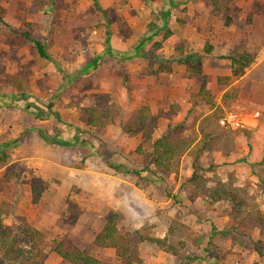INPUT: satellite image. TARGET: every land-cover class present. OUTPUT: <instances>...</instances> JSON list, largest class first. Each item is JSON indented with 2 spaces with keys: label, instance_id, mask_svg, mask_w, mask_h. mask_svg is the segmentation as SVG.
I'll use <instances>...</instances> for the list:
<instances>
[{
  "label": "rangeland",
  "instance_id": "1",
  "mask_svg": "<svg viewBox=\"0 0 264 264\" xmlns=\"http://www.w3.org/2000/svg\"><path fill=\"white\" fill-rule=\"evenodd\" d=\"M93 2L54 0L49 7L47 0L42 6L37 0H0V204L10 210L5 222L24 217L39 231L45 264L60 262L50 250L62 238L109 264H123L114 249L94 245L111 213L119 214L120 241H136L139 262L133 264H179L187 256L198 258L192 264H264V0H233L227 14L213 12L208 0H97L105 12L97 15ZM23 20L34 24L31 35L44 43L49 60L20 35L29 29ZM161 27L171 35L165 38ZM205 42L212 46L209 55ZM233 48L254 51L256 61L225 82L230 64L220 56ZM187 54L202 58L201 75H190L179 62ZM158 56L171 73L155 72ZM95 57L98 66L91 69ZM203 75L211 105L198 96ZM8 80L19 84L23 100ZM99 104L116 111L114 124L102 130L87 126L83 112ZM236 106L258 111V121L249 129L221 131L200 159L203 168L212 167L200 174L209 185L224 183L237 206L231 198L210 203L206 190L186 182L192 173L186 153L173 172L149 166L140 177L103 160L128 171L146 167L135 152L141 135L122 129L139 108L152 114L154 137L178 133L193 146L208 131L206 118L216 121ZM37 110L42 117H34ZM39 125L48 139L38 136ZM31 184L42 191L37 205L31 204ZM139 236L144 240L138 242ZM164 237L178 256L151 242Z\"/></svg>",
  "mask_w": 264,
  "mask_h": 264
},
{
  "label": "trees",
  "instance_id": "2",
  "mask_svg": "<svg viewBox=\"0 0 264 264\" xmlns=\"http://www.w3.org/2000/svg\"><path fill=\"white\" fill-rule=\"evenodd\" d=\"M44 1L45 0H37L39 6H42L44 4ZM47 1L50 2L49 7L54 3V0ZM208 1L212 6L213 12L227 14L231 11L230 2L233 0ZM93 5L97 15L105 14L104 10L100 8L97 0H94ZM2 13L3 9L0 7V23L3 22ZM230 22V17L226 16L225 25H229ZM23 24L29 27V29L21 32L20 35H23L25 40L33 45L35 52L40 58L49 60L50 57L46 52L44 43L40 42L37 39H34L31 35V29L33 28L34 24L25 22L24 20ZM160 31L165 32V38L171 35V32L166 28L161 27L159 28V32ZM155 35H157V32L151 34V37ZM155 45L157 46L156 50L161 47L160 43H155ZM203 49L204 53L209 55L212 50V46L208 44V42H205ZM181 54L182 53H180V55ZM152 57H154V55ZM220 57L228 60L230 63V75L221 78L225 82H228L232 79L242 76L244 70L254 62L255 53L250 52L249 50H244L242 52L238 50H230L227 54L221 55ZM159 58L155 59V63L158 67L155 72L171 73L172 69L170 64L164 62V59ZM179 58V62L185 65L186 71L190 75L198 76L202 74V58L200 56L196 54H187L185 56H179ZM95 60L97 61L95 62ZM97 66L98 57H95L90 62L89 67L91 69H94V67ZM8 82L11 84L12 88H14L19 94L20 100H23L25 98L24 93L17 91L20 88L19 84H17L14 80H8ZM198 96L202 98L204 103H206L207 105H211V102L208 98L209 90L206 87L205 75L202 76V83L198 92ZM49 107L51 108V105H49ZM99 107L100 108L97 109L84 108L83 112L86 111L85 123L87 126L102 130L108 125L114 124V115L116 111H114L111 107H106L104 104H99ZM26 109H30V106L28 105ZM42 113V110H37V114H35L34 117L40 118L42 117ZM51 113L53 114V112ZM54 114L58 116V113ZM151 115L152 114L147 107L139 108L134 112V117H130L122 128L125 134H127L128 136L134 137L139 134L141 135V142L135 148V152L143 156V161L147 164L146 167L142 168L139 171H128L126 169L122 170V165L120 166V164H112L108 162L106 158H103L105 163H107V165L115 171L121 172L123 174L133 173V175L140 177L143 172L151 171L149 166H152L154 170L157 171L167 173L173 172V169L177 164V158L186 153L191 158L190 164L192 168V173L188 177L186 182L195 185V187L197 189H201V191L206 190L203 193V196L204 198H207L208 202L210 203L214 204L220 201H229V198H231V202L235 203V205L237 206L239 201H236L235 196L229 194L228 190H225L226 188L223 189L225 187L224 183L216 182V184H214L213 186L209 185V181L211 180L200 174L201 172H205V170L209 171L212 167L211 165H208L207 168H203L200 160L201 156L212 145L211 141L216 139L218 135H221V131L225 132L227 130L222 128L218 124L219 118H217L216 121L212 120L211 118L205 119V125L208 131L202 132L201 139L192 146L191 141H189L188 138L183 137L178 133L173 134L171 132H168L167 134L161 135L159 137H154L152 134V131L154 129L153 117ZM57 119L59 118L57 117ZM36 130L39 137L41 136L43 139H48V137L44 135L45 131L42 126H37ZM22 133L23 132H21L19 136ZM210 133L213 134L215 138L209 137ZM19 136H17L16 138H18ZM75 138L77 139V137ZM79 138L77 140L81 142ZM230 138L229 140L233 142L232 138ZM48 141L54 144L68 146V144L56 140L55 138H50ZM72 143H75V141H73ZM4 157L5 156H1L0 159L3 160ZM41 193L42 191L40 186L31 184V204L37 205L40 202ZM9 216L10 210L8 208V205L0 204V264H45L47 255L43 253L42 248L40 247L39 231L32 227L24 217H18V223L16 224H7L5 221L9 218ZM118 219L119 214L117 213H111L105 219L103 228L94 238V245L102 249H114L116 256L123 264L137 263L139 262V258H137L138 251L136 247V241L132 239H124L125 241H120V236L118 234L117 228ZM260 221L262 220L259 216V218L257 219L258 225H260ZM254 227H256V224ZM212 229L213 233L214 231H218L216 227H213ZM143 238V236H139L137 238L138 242L143 241ZM151 242L157 245L159 248L163 249V251L165 250L172 255L178 256L177 249L173 246V244L168 243L167 237H164L162 239L151 238ZM204 247L206 248V245ZM50 251L60 258V262L58 264H109L93 255L91 252H89V250L81 249L77 245H74L68 238H62L59 241H54ZM259 256L263 258L262 254H260ZM181 259L182 260L179 261V264H192L198 258L187 256Z\"/></svg>",
  "mask_w": 264,
  "mask_h": 264
},
{
  "label": "built area",
  "instance_id": "3",
  "mask_svg": "<svg viewBox=\"0 0 264 264\" xmlns=\"http://www.w3.org/2000/svg\"><path fill=\"white\" fill-rule=\"evenodd\" d=\"M258 111L247 113L244 109L236 108L224 112L218 119V124L227 130H237L246 128L258 119Z\"/></svg>",
  "mask_w": 264,
  "mask_h": 264
},
{
  "label": "crops",
  "instance_id": "4",
  "mask_svg": "<svg viewBox=\"0 0 264 264\" xmlns=\"http://www.w3.org/2000/svg\"><path fill=\"white\" fill-rule=\"evenodd\" d=\"M231 50H238V51H241V52L244 51V50H249L250 52H254V51H252V50H250V49H239V48H233V49H231ZM229 51H230V50H229ZM229 51H228V52H229ZM228 52H227V53H228ZM227 53H226V54H227ZM254 53H255V52H254ZM224 55H225V54H224ZM225 60H226V59H225ZM255 61H256V55H255V60H254V62H255ZM227 62H228V61H227ZM254 62H253V63H254ZM229 64H230V63H229ZM254 112H255V111H254ZM251 113H252V112H251ZM259 117H260V116H259ZM259 117H258V119H259ZM258 119L255 120L254 122L256 123V122L258 121ZM254 122H253V123H254ZM250 126H251V125H250ZM250 126L246 127V129H249Z\"/></svg>",
  "mask_w": 264,
  "mask_h": 264
}]
</instances>
